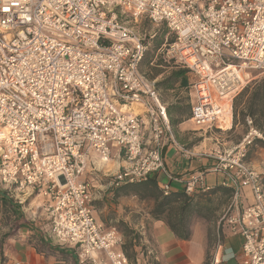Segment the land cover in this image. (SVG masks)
<instances>
[{
  "label": "built area",
  "instance_id": "obj_1",
  "mask_svg": "<svg viewBox=\"0 0 264 264\" xmlns=\"http://www.w3.org/2000/svg\"><path fill=\"white\" fill-rule=\"evenodd\" d=\"M143 19L166 27L172 41L158 52L196 79L190 122L222 130L224 99L249 72L264 73V0H0V185L46 198V238L77 264H129L122 235L94 217L89 155L122 158L114 189L165 170L166 104L139 72L147 43L126 22ZM254 137L250 129L214 167L228 174L230 208L241 187L251 191V205L223 218L242 239L241 264H264V164L244 163ZM209 190L201 173L183 182L188 195Z\"/></svg>",
  "mask_w": 264,
  "mask_h": 264
},
{
  "label": "crops",
  "instance_id": "obj_2",
  "mask_svg": "<svg viewBox=\"0 0 264 264\" xmlns=\"http://www.w3.org/2000/svg\"><path fill=\"white\" fill-rule=\"evenodd\" d=\"M253 79L250 78L247 85ZM233 99L234 97L227 103L228 114L224 124L226 127L222 130L214 128L219 134L218 136L213 134L211 130L201 131L194 127L189 120L190 110L187 116H183L181 123L176 125L169 123L171 135H166L163 139L162 155L165 170L155 174L158 187L161 190L164 186H168L170 193L182 192L183 182L187 181L190 176L199 173L203 174L204 183L210 190L206 193L196 191L194 194L206 195L217 187L230 188L223 186L228 181V174L214 172V167L219 163L217 158L237 147L250 129L246 122L241 124L237 118L233 121L230 111ZM192 102L193 100L190 102V106ZM234 134L237 135V138L229 137ZM218 138H221V141ZM254 139L264 141V137L261 135ZM247 152H249V147ZM252 154L261 156L262 164H264V149L256 147L252 149ZM121 166L122 158L115 152L112 153L111 161L105 165L93 153L88 157L87 169L83 179L89 183L92 190L94 217L105 229H115L112 225L117 223L118 219L122 222H129L127 215L123 213L115 215L117 211H120L117 209L129 204L135 207L137 203L144 204L135 197H113L112 177ZM248 166L251 168L250 165ZM0 190H3L1 185ZM31 196L33 198L29 200L32 202L36 199L40 200V207L46 202V198L40 194ZM218 196L219 192H216L211 197V201H215ZM13 203L21 205L23 202L13 201ZM251 204V191L247 187H241L236 206L233 209L230 208L231 201H228L226 205L214 213L213 221L194 218L189 225L190 237L186 241L178 239L163 221L151 218L148 213L141 215L138 221L128 224L129 227L132 225L135 230L139 231L138 243L132 246L129 258L126 257L128 263L209 264L211 260H214L217 264H241L242 239L231 233L223 218L232 216L237 210H242ZM34 212L30 213L32 220L36 216ZM110 214H113V217ZM46 228L48 231L47 223ZM43 241L47 246L41 253L27 243L23 237L16 240H6L4 244L0 245V264H13L15 262L21 264H73L69 259L70 252H68L69 256L64 259V254L60 252L70 249L49 241L46 235ZM99 256L101 257V255Z\"/></svg>",
  "mask_w": 264,
  "mask_h": 264
},
{
  "label": "trees",
  "instance_id": "obj_3",
  "mask_svg": "<svg viewBox=\"0 0 264 264\" xmlns=\"http://www.w3.org/2000/svg\"><path fill=\"white\" fill-rule=\"evenodd\" d=\"M165 33L170 35L168 30L164 28L160 35L157 33L150 37L152 40L151 51H157L163 45L169 44L168 41H166V43L164 42L163 36ZM169 42H171V40ZM147 51L148 47L139 66V72L145 75L148 80L155 81V87L159 94L175 92L177 89L184 90L186 93L190 90V87L196 80L195 77L186 69H175L174 67L178 65H175L173 61L168 60L166 63H163V59L158 58V60L155 61V65L150 68L152 72L151 75L141 72L142 67L150 66L151 64V56L149 55V51ZM168 68H170V71L165 72ZM163 73H166V75L158 81V77ZM188 75H192L193 80H191ZM238 107H241L239 111H237ZM190 109V100L188 98H186V103L184 105H182L180 101H176L166 106V114L169 123L171 125L181 123L183 121V116H187ZM231 114L233 121L237 118L241 124L245 123L246 119H249L252 126L264 137V76L260 80L246 85L238 95L234 97L231 104ZM256 147L264 149V141L260 139L253 140L252 145L249 147V152H247L244 158V163H248L252 156V149ZM112 190L114 191V198L135 197L138 201L146 204L148 206V214L151 218L163 221L178 239L185 241L190 237L189 225L194 218L213 221L215 218L214 213L220 210L222 206L226 205L228 201H231L234 193L232 188L217 187L206 195H188L182 191L164 196L162 190L158 187L155 174L145 183L122 185ZM216 192H219V196L215 198V201H211V197ZM8 193V190H0V207L6 209L11 217L13 224L12 232H17L20 229H27L28 225L20 212V205L14 204L13 200L8 198ZM45 232L46 231H44V237ZM121 232H123L125 236H129L133 231L125 229ZM12 236L13 234H7L6 238L9 239ZM44 246L47 245L44 244ZM122 250L124 252L126 251L125 245L122 246ZM60 252L66 254V256H69L68 252H70V262L77 264L75 251L65 249ZM125 255L129 258L126 252Z\"/></svg>",
  "mask_w": 264,
  "mask_h": 264
},
{
  "label": "rangeland",
  "instance_id": "obj_4",
  "mask_svg": "<svg viewBox=\"0 0 264 264\" xmlns=\"http://www.w3.org/2000/svg\"><path fill=\"white\" fill-rule=\"evenodd\" d=\"M126 22L130 27H132V29L135 32L139 33L145 39V42L147 43L149 55L151 56V64H150V66L142 67L141 72L146 73L147 75H151L152 72L150 71V68L153 67V65H155V61H157L158 58L159 59L162 58L163 63H166L168 60L165 58V56L163 54H160L158 52V50L157 51H151L152 40L150 39V37H152L153 35H156L157 33L160 35L161 32L166 27L162 26V25L158 26V27L154 26L146 19L138 21L137 23L132 22L130 20H128ZM163 37H164L165 43H166V41H168V43H170L169 42L170 40L172 41V36L168 35L167 33H165ZM174 68L175 69H183L180 66H176ZM168 71H170V68H168L165 72H168ZM249 74H250L249 78H254L252 80V82L258 81L264 76V73H261L259 71H251V72H249ZM165 75H166V73H163L161 76H159L158 81L160 79H162V77H164ZM188 76L191 80H193L192 75H188ZM231 96L224 99L223 103L227 104L229 102ZM160 97H161V101L163 103H165L167 106L173 102H176V101H180L181 104L184 105L186 103V98H188L190 100V102L193 100V97L191 96L190 91H188L186 93L184 90H180V89L175 90V92L160 93ZM240 109H241V107H238L237 111H239ZM225 120H226V116H225ZM248 121H250V120L249 119L245 120L247 126L250 129L255 130L259 135L262 136V134L252 126L251 121H250V124L247 123ZM223 127L225 128L226 125H223ZM250 129H248V132ZM199 130H201V131H203V130L210 131L211 130L213 134H215L217 136L219 135L218 133H216L214 128L199 129ZM263 130H264V128H263ZM229 137L233 139L234 137L237 138V135L234 134V135H230ZM218 140L221 141V138H218ZM250 146H248V147H250ZM262 161H263V159L261 158V156L259 157V156H256L255 154H252V156L250 157L247 164L250 165L251 168H253L255 170H260L261 167L263 166ZM262 186H263V191H264V180L262 181ZM112 189H114V188H112ZM8 198L13 200V201H22L23 202L20 205V212L22 213L23 219L27 223L28 228L27 229H20L17 232L16 231L12 232L13 224H12L11 217L9 216V213L7 212L6 209L0 207V245L4 244V242L6 240H14V239L16 240L18 238L20 239V237H23L24 240L27 243L31 244L37 251H39L41 253L44 252V248H45L44 244H46V243L43 241V238H44V231L47 230V228H46L47 222H46L45 214L43 212V206L40 207V203H41L40 200L36 199L34 202H32L29 200V199L33 198L32 196L26 199L25 197H22L20 194L17 195L16 193H13V192L8 194ZM38 205H39V208H37ZM117 210H120V211L119 212L117 211V213L115 214L116 216L123 213L124 215H127L129 217V222H136L140 219L141 215L148 213V206L146 204L142 205V204L137 203L136 207H135V206L129 204L128 206H125V207L123 206L122 208H119ZM31 212L36 213L34 220H32V218H31L32 215L30 216ZM110 216L113 217V214H110ZM129 222H122L120 219H118L117 223H113L114 225H112V227H114L119 233L122 234L123 243H124L123 245L126 246L125 252L128 256L131 255L130 251H131L132 246L134 244H137L138 240H139V231L135 230L132 225H130V227H129L128 226ZM125 229L132 230L133 231L132 234H129V236H125L123 234V232H121ZM7 234H13V236L8 239V238H6ZM125 252H124V254H125ZM63 256H64L63 259L65 257H68V256H66V254H64ZM69 259H70V257H69Z\"/></svg>",
  "mask_w": 264,
  "mask_h": 264
},
{
  "label": "bare ground",
  "instance_id": "obj_5",
  "mask_svg": "<svg viewBox=\"0 0 264 264\" xmlns=\"http://www.w3.org/2000/svg\"><path fill=\"white\" fill-rule=\"evenodd\" d=\"M224 124H225V122H224Z\"/></svg>",
  "mask_w": 264,
  "mask_h": 264
}]
</instances>
